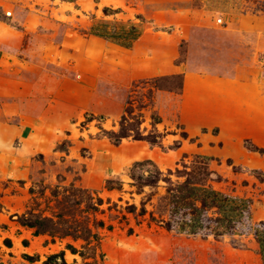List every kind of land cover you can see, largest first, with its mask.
<instances>
[{
	"label": "rangeland",
	"instance_id": "374dc122",
	"mask_svg": "<svg viewBox=\"0 0 264 264\" xmlns=\"http://www.w3.org/2000/svg\"><path fill=\"white\" fill-rule=\"evenodd\" d=\"M0 3V127L15 166L0 171V264H262L252 234L167 230L169 184L140 191L128 168L149 159L173 184L190 177L248 199L251 221L264 220V0ZM104 22L138 25L139 38L127 48L94 36ZM173 75L180 90L160 79ZM124 115L161 144L112 143ZM73 187L101 199L74 217L95 238L19 223L64 213Z\"/></svg>",
	"mask_w": 264,
	"mask_h": 264
},
{
	"label": "trees",
	"instance_id": "16d2710c",
	"mask_svg": "<svg viewBox=\"0 0 264 264\" xmlns=\"http://www.w3.org/2000/svg\"><path fill=\"white\" fill-rule=\"evenodd\" d=\"M103 12L108 14L114 12V10L104 7ZM102 24L98 28L97 26L93 27L92 33L94 35L127 48L131 47L141 31L139 26L135 24H129L127 27L123 26L121 28L108 26L106 22ZM160 79H178L175 88L176 90L181 88L179 75L161 77ZM159 121V117H156L153 119V124ZM127 122L129 121L126 116H122L118 130L108 132L109 139L115 145L128 136H132L134 139H144L153 145L161 144L159 140L161 135L159 133L151 132L143 135L140 132L139 125L141 121L138 122V127H132L133 125H128ZM244 146L250 151H261L257 146L250 143L248 139L245 140ZM204 158L208 159V157ZM142 167H146V169L138 173L137 171L142 169ZM128 175L140 191L145 186H158L161 180L169 184L164 197L167 199V219L164 222V227L167 230L173 233L189 235L210 234L216 237L252 234L257 242L262 264H264V220L257 223L251 221L248 199L223 193L211 186L192 181L190 177L173 184L169 177L149 159L133 162L128 168ZM106 182L109 188H113L110 183H117L112 180H107ZM69 194L75 196L71 199L68 196V201L71 203L69 207H63V210L67 208L64 213L57 212L53 217H50L30 211L18 217L19 223L33 228L35 235L47 233L51 236L69 235L84 240H88L90 237L95 238L96 234L92 233L88 224L74 217L77 212L98 210V204L101 203V199L99 197L94 199L87 191L77 187H73ZM82 204L83 207L81 208ZM213 208H215V215H211L209 212ZM65 215L68 218L64 217ZM102 224V221L97 223L99 226Z\"/></svg>",
	"mask_w": 264,
	"mask_h": 264
},
{
	"label": "crops",
	"instance_id": "0c3cea01",
	"mask_svg": "<svg viewBox=\"0 0 264 264\" xmlns=\"http://www.w3.org/2000/svg\"><path fill=\"white\" fill-rule=\"evenodd\" d=\"M1 4V3H0ZM4 24L0 21V42L2 44H4L5 40H4V35H2V31H4ZM2 35V37H1ZM94 36H97V35H94ZM97 37H100V36H97ZM139 38V37H138ZM135 39L132 43V45L138 40ZM112 42V41H110ZM114 43V42H112ZM116 44V43H115ZM118 45V44H116ZM3 58H0V60L2 61ZM4 60V59H3ZM7 63H11L10 60H7ZM250 92L248 91L247 92V96H249ZM3 129L0 127V171L2 170H6L7 172H11V173H15V170H14V165L9 162L8 158H9V153L7 152L8 151V148H7V144H8V136L9 134L8 133H5L6 135L4 136L3 134Z\"/></svg>",
	"mask_w": 264,
	"mask_h": 264
},
{
	"label": "built area",
	"instance_id": "2783aa9c",
	"mask_svg": "<svg viewBox=\"0 0 264 264\" xmlns=\"http://www.w3.org/2000/svg\"><path fill=\"white\" fill-rule=\"evenodd\" d=\"M9 14V13H8Z\"/></svg>",
	"mask_w": 264,
	"mask_h": 264
}]
</instances>
